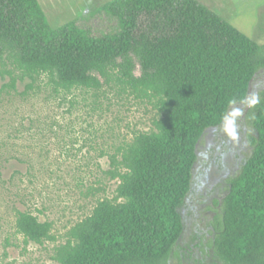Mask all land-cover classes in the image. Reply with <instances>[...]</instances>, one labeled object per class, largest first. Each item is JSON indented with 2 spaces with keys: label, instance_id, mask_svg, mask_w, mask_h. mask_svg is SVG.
<instances>
[{
  "label": "trees",
  "instance_id": "trees-1",
  "mask_svg": "<svg viewBox=\"0 0 264 264\" xmlns=\"http://www.w3.org/2000/svg\"><path fill=\"white\" fill-rule=\"evenodd\" d=\"M102 11L116 24L94 35L75 22L53 28L39 0H0V99L19 84L23 96L46 90L61 102L82 90L98 96L117 70L159 114L112 158L115 197L70 230L58 263L168 264L184 235L199 145L242 104L252 152L216 203L210 257L264 264V90L254 106L241 103L264 71V46L197 0H111ZM16 228L27 242L53 238L51 223L30 211H17Z\"/></svg>",
  "mask_w": 264,
  "mask_h": 264
},
{
  "label": "rangeland",
  "instance_id": "rangeland-1",
  "mask_svg": "<svg viewBox=\"0 0 264 264\" xmlns=\"http://www.w3.org/2000/svg\"><path fill=\"white\" fill-rule=\"evenodd\" d=\"M109 1L39 0L53 28L75 22L94 35L114 29L116 23L102 11ZM197 1L264 46V0ZM114 74L98 96L82 90L61 102L46 90L23 96L25 85L19 84L16 94L0 99V264H59L57 250L70 230L100 200L115 197L119 179L112 158L120 160L126 144L153 129L159 114L147 97L118 80L117 70ZM134 74H141L138 64ZM263 90L264 71L251 94L259 97ZM253 135L242 104L205 134L182 210L184 235L168 264H212L213 225L222 214L216 203L250 156ZM17 211L51 223L52 240L27 242L16 228Z\"/></svg>",
  "mask_w": 264,
  "mask_h": 264
},
{
  "label": "clouds",
  "instance_id": "clouds-1",
  "mask_svg": "<svg viewBox=\"0 0 264 264\" xmlns=\"http://www.w3.org/2000/svg\"><path fill=\"white\" fill-rule=\"evenodd\" d=\"M259 102V97L256 96L255 93H252L250 96L248 97H245L241 100V103H244V104H247L248 106H254L255 104H257ZM230 103H235V101H231ZM237 111H239L237 109ZM230 123H234V122H231Z\"/></svg>",
  "mask_w": 264,
  "mask_h": 264
},
{
  "label": "water",
  "instance_id": "water-1",
  "mask_svg": "<svg viewBox=\"0 0 264 264\" xmlns=\"http://www.w3.org/2000/svg\"><path fill=\"white\" fill-rule=\"evenodd\" d=\"M250 93H251V90H250V92H249V95H250Z\"/></svg>",
  "mask_w": 264,
  "mask_h": 264
},
{
  "label": "flooded vegetation",
  "instance_id": "flooded-vegetation-1",
  "mask_svg": "<svg viewBox=\"0 0 264 264\" xmlns=\"http://www.w3.org/2000/svg\"><path fill=\"white\" fill-rule=\"evenodd\" d=\"M219 202H221V199L219 200Z\"/></svg>",
  "mask_w": 264,
  "mask_h": 264
}]
</instances>
